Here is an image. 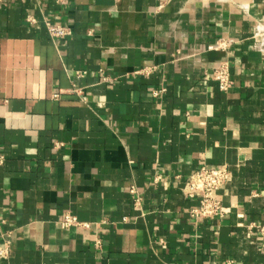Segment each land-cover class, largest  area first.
I'll use <instances>...</instances> for the list:
<instances>
[{
	"label": "crops",
	"instance_id": "0c3cea01",
	"mask_svg": "<svg viewBox=\"0 0 264 264\" xmlns=\"http://www.w3.org/2000/svg\"><path fill=\"white\" fill-rule=\"evenodd\" d=\"M0 158V264H264V0H3Z\"/></svg>",
	"mask_w": 264,
	"mask_h": 264
},
{
	"label": "built area",
	"instance_id": "2783aa9c",
	"mask_svg": "<svg viewBox=\"0 0 264 264\" xmlns=\"http://www.w3.org/2000/svg\"><path fill=\"white\" fill-rule=\"evenodd\" d=\"M3 0H0L2 2ZM45 26L49 31L52 39H67L73 35V31L69 27L62 25H54L49 21L45 22ZM221 47H224L222 45ZM136 75L148 74L147 70L139 71ZM82 77V74H78ZM213 79L217 82L220 91L228 93L233 88V81L231 79L230 67L227 62H221L213 71ZM112 77L104 76V82H111ZM166 89L155 91L154 96L160 97L166 93ZM55 98L58 95L54 96ZM2 158H0V163ZM232 179V173L229 168L223 167L220 169H209L206 167L200 168L194 175H192L184 185V193L189 198H200V205L197 209L191 211L193 218H224L223 199L220 194L221 190L225 188ZM136 189H131V194L135 195ZM136 202H140L137 198ZM79 226H87L81 223L78 218L70 213L64 215L62 220V227L69 229ZM11 256V247L7 239L0 242V263L7 261Z\"/></svg>",
	"mask_w": 264,
	"mask_h": 264
}]
</instances>
